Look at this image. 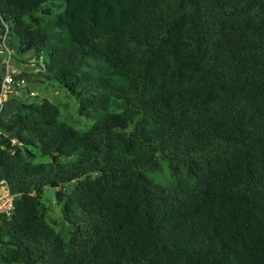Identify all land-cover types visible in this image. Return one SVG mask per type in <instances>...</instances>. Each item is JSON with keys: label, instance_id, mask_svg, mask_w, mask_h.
<instances>
[{"label": "trees", "instance_id": "1", "mask_svg": "<svg viewBox=\"0 0 264 264\" xmlns=\"http://www.w3.org/2000/svg\"><path fill=\"white\" fill-rule=\"evenodd\" d=\"M4 35L95 122L7 102L0 264H264V0H0Z\"/></svg>", "mask_w": 264, "mask_h": 264}, {"label": "rangeland", "instance_id": "2", "mask_svg": "<svg viewBox=\"0 0 264 264\" xmlns=\"http://www.w3.org/2000/svg\"><path fill=\"white\" fill-rule=\"evenodd\" d=\"M7 55L8 53L5 51L2 56L5 59ZM11 68L23 74L29 81V88L36 92V95L33 97H23L26 100L40 102L45 98L49 99L59 106L61 111L60 120L80 130L88 129L95 122L94 117H86L79 114V102L72 93L64 87H61L57 81L44 78V76L38 73L40 68H38L37 58L34 52L31 51L27 54L14 52L13 59L11 60ZM27 68L29 69L28 71ZM122 109L123 102L114 100L110 110L121 111ZM36 160L43 161L44 159L38 158ZM150 176L166 186L176 184L177 182L175 177L172 178L166 161H162L161 168L156 173L150 174ZM181 180L186 185H191L194 181L193 178L186 175L182 176ZM66 187L68 189L70 185H66ZM1 189L2 187H0V191ZM56 191L57 189L52 186H46L44 188L42 203L46 209V219L64 238L69 239L72 226L63 217V202L59 201Z\"/></svg>", "mask_w": 264, "mask_h": 264}, {"label": "built area", "instance_id": "3", "mask_svg": "<svg viewBox=\"0 0 264 264\" xmlns=\"http://www.w3.org/2000/svg\"><path fill=\"white\" fill-rule=\"evenodd\" d=\"M6 35L3 37L4 48L0 51H6L7 57L1 61L3 65V74L0 83V122L7 102L13 96L25 97L35 96L36 92L29 88L28 79L21 73L11 68L14 50L5 45ZM1 132V131H0ZM16 140H13L15 143ZM4 186V187H3ZM0 215H11L14 212V195L11 194L4 181H0Z\"/></svg>", "mask_w": 264, "mask_h": 264}, {"label": "crops", "instance_id": "4", "mask_svg": "<svg viewBox=\"0 0 264 264\" xmlns=\"http://www.w3.org/2000/svg\"><path fill=\"white\" fill-rule=\"evenodd\" d=\"M4 52L5 51H0V72H1L0 76H2V74H3V70H2L3 69V67H2L3 65H2L1 61L4 59L3 56H2Z\"/></svg>", "mask_w": 264, "mask_h": 264}, {"label": "water", "instance_id": "5", "mask_svg": "<svg viewBox=\"0 0 264 264\" xmlns=\"http://www.w3.org/2000/svg\"><path fill=\"white\" fill-rule=\"evenodd\" d=\"M42 69V67H40V70ZM29 69L27 68V71H28Z\"/></svg>", "mask_w": 264, "mask_h": 264}]
</instances>
